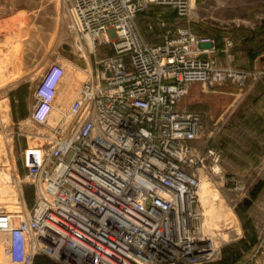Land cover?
<instances>
[{"label":"built area","instance_id":"2783aa9c","mask_svg":"<svg viewBox=\"0 0 264 264\" xmlns=\"http://www.w3.org/2000/svg\"><path fill=\"white\" fill-rule=\"evenodd\" d=\"M83 44L111 45L82 85L48 144L26 150L37 188L28 217L0 212L13 264L45 256L56 264H203L215 246L198 227L201 175L220 153L203 148V115L179 102L193 84L244 86L249 74L206 57L214 40L191 32L144 40L137 17L152 6L187 16L191 0H65ZM93 50V51H94ZM64 75L49 66L35 88L31 119L47 124ZM20 215V216H19ZM18 222L15 223L14 220ZM36 242L37 248L29 250Z\"/></svg>","mask_w":264,"mask_h":264},{"label":"rangeland","instance_id":"374dc122","mask_svg":"<svg viewBox=\"0 0 264 264\" xmlns=\"http://www.w3.org/2000/svg\"><path fill=\"white\" fill-rule=\"evenodd\" d=\"M263 7L264 0H195L187 16L152 6L136 20L142 38L150 43L181 32L210 37L215 51L206 57L249 74L241 87L193 84L179 102L180 109L203 115V148L220 153L218 172H202L195 207L198 227L205 217L230 216L214 223L219 228L216 249L213 259L203 264H264ZM112 53L109 45L96 48L88 58L83 55L70 29L65 0H0V176L10 178L2 179L0 188L13 191L0 193V212H10L8 203L14 201L27 217L37 197L36 186L27 178L25 153L48 144L57 121L56 115L47 124L31 119L37 83L50 65L64 67L55 107L66 111L96 62ZM1 236L0 261L13 264L6 254L7 236ZM34 264L56 263L41 256Z\"/></svg>","mask_w":264,"mask_h":264},{"label":"bare ground","instance_id":"6f19581e","mask_svg":"<svg viewBox=\"0 0 264 264\" xmlns=\"http://www.w3.org/2000/svg\"><path fill=\"white\" fill-rule=\"evenodd\" d=\"M191 6H195V0H191ZM94 42L90 39V38H86L85 39V42H83V44H78V48L80 49V51L83 53V55H85V57H87L88 58V53H92L93 52V50H94V44H93ZM64 68V67H63ZM74 73V72H73ZM65 76H66V72H65V68H64V75L62 76V78H61V80L59 81V83H58V85H57V87H56V90H57V92H58V90H59V88H60V85H61V82H62V80L65 78ZM78 76V75H77ZM84 77V76H83ZM82 77V78H83ZM73 78V77H72ZM77 80H79L80 79V77L78 76V78H76ZM75 83V82H74ZM57 92H56V96H57ZM66 93V92H65ZM56 96H55V99H56ZM55 99H54V109H53V111H52V113H51V115H50V119H49V122L51 121L52 122V120H51V118L53 117V116H55L56 115V118H55V120H57V121H55V122H53L55 125L56 124H58L59 122L61 123V126H62V129L65 131L66 129H67V127H68V125H69V123H70V121H71V114L68 112V110H66V111H61L60 109H56V107H55ZM57 113H56V112ZM6 117V116H5ZM5 120V119H4ZM48 122V123H49ZM52 128H54V125H53V127ZM51 128V129H52ZM35 149H33L32 151H30V153H29V158L30 159H32V158H34L35 157ZM216 171L218 172V168H216ZM3 173V172H2ZM9 175L8 174H2L1 176H0V181H2V179H4V181H5V179L6 178H9L8 177ZM12 176V175H11ZM203 175H201V177H202ZM10 179V178H9ZM8 179V180H9ZM6 182V181H5ZM202 182V181H201ZM3 183V182H2ZM201 184L202 183H200V187H199V190H198V196H199V199H200V188H201ZM13 191H12V189L11 188H8V187H2V188H0V193H2V194H8V193H12ZM3 195V196H4ZM13 196V195H12ZM2 200V199H1ZM0 200V201H1ZM14 200V199H13ZM12 200V201H13ZM16 201V200H15ZM6 203V202H5ZM9 205L7 206L8 208H10L11 209V211L10 212H15V213H17V212H21L20 210H18V208L19 207H17V206H15L14 205V201L13 202H10V203H8ZM21 208V207H20ZM19 208V209H20ZM9 209V210H10ZM20 215L22 216V217H26V215H23V214H21L20 213ZM19 215V216H20ZM27 217H28V215H27ZM225 218H229L230 219V216L229 217H224V218H221V219H208V218H204V220H203V222L202 223H200L201 225H200V229H201V232H202V234H205V235H208L209 236V238L212 240V244H213V246H215V244H214V239H215V237H216V234L217 233H219V228H217V225H215L214 223H216L217 221H220V220H224ZM14 222L15 223H17L18 222V220L17 219H15L14 220ZM6 234L5 232H1L0 231V242H1V240H3V238H2V236L1 235H3V234ZM6 236H7V234H6ZM5 239V238H4ZM7 241H8V236H7ZM4 245V244H3ZM37 244H36V242H32V243H30V245H29V250L30 251H34L37 247ZM7 254V253H6ZM5 255V254H4ZM6 257V256H5ZM0 264H7V261H6V259H2L1 261H0Z\"/></svg>","mask_w":264,"mask_h":264},{"label":"crops","instance_id":"0c3cea01","mask_svg":"<svg viewBox=\"0 0 264 264\" xmlns=\"http://www.w3.org/2000/svg\"><path fill=\"white\" fill-rule=\"evenodd\" d=\"M263 10H264V7L261 9V11H263ZM261 15H264V13H262ZM263 57H264V55L261 57V60Z\"/></svg>","mask_w":264,"mask_h":264},{"label":"water","instance_id":"95a60500","mask_svg":"<svg viewBox=\"0 0 264 264\" xmlns=\"http://www.w3.org/2000/svg\"><path fill=\"white\" fill-rule=\"evenodd\" d=\"M262 60H264V57L262 58Z\"/></svg>","mask_w":264,"mask_h":264}]
</instances>
